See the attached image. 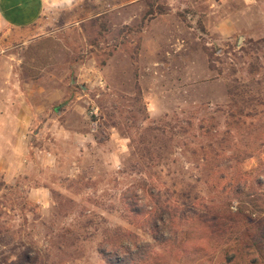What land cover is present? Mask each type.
I'll use <instances>...</instances> for the list:
<instances>
[{"label":"rangeland","instance_id":"374dc122","mask_svg":"<svg viewBox=\"0 0 264 264\" xmlns=\"http://www.w3.org/2000/svg\"><path fill=\"white\" fill-rule=\"evenodd\" d=\"M263 172L264 0H48L0 39V264H264Z\"/></svg>","mask_w":264,"mask_h":264},{"label":"crops","instance_id":"0c3cea01","mask_svg":"<svg viewBox=\"0 0 264 264\" xmlns=\"http://www.w3.org/2000/svg\"><path fill=\"white\" fill-rule=\"evenodd\" d=\"M47 1L0 0V39H9L11 29H26L37 24L47 10Z\"/></svg>","mask_w":264,"mask_h":264},{"label":"clouds","instance_id":"9594fccd","mask_svg":"<svg viewBox=\"0 0 264 264\" xmlns=\"http://www.w3.org/2000/svg\"><path fill=\"white\" fill-rule=\"evenodd\" d=\"M67 2H68L69 4H71L72 0H67Z\"/></svg>","mask_w":264,"mask_h":264},{"label":"trees","instance_id":"16d2710c","mask_svg":"<svg viewBox=\"0 0 264 264\" xmlns=\"http://www.w3.org/2000/svg\"><path fill=\"white\" fill-rule=\"evenodd\" d=\"M261 174H264V172H263V173H261ZM109 261H111V259H109Z\"/></svg>","mask_w":264,"mask_h":264}]
</instances>
